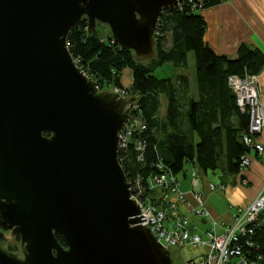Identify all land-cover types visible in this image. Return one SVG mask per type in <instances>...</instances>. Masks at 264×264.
I'll use <instances>...</instances> for the list:
<instances>
[{"label":"water","instance_id":"1","mask_svg":"<svg viewBox=\"0 0 264 264\" xmlns=\"http://www.w3.org/2000/svg\"><path fill=\"white\" fill-rule=\"evenodd\" d=\"M183 1L0 0V264H174L119 163L136 99L100 90L68 36L86 19L89 35L105 26L148 61L161 13ZM12 238L21 255L6 249Z\"/></svg>","mask_w":264,"mask_h":264},{"label":"trees","instance_id":"2","mask_svg":"<svg viewBox=\"0 0 264 264\" xmlns=\"http://www.w3.org/2000/svg\"><path fill=\"white\" fill-rule=\"evenodd\" d=\"M223 1L202 0L201 7L184 3L164 9L156 30V54L144 62L138 61L133 52L121 49L111 36L100 37L97 29L89 35L86 19L79 29L70 32L71 55L90 71L101 90L106 86L123 90L124 73L132 74L130 91L147 125L143 137L147 150L142 164L132 158L124 166L127 179L136 177L139 172L149 173L151 165L159 160L175 175L181 173L186 164L194 162L203 173L221 170L236 174L240 171V159L249 153L242 138L248 133L250 119L238 108L228 80L231 76L259 75L264 69V53L242 44L237 58L229 59L218 56L205 42L207 23L197 11ZM191 53L196 65L197 100L191 97L187 77L160 79L155 75V71L166 64L188 68ZM149 61L151 63H147ZM163 98L167 99L168 106L166 116L161 118ZM194 134L199 137L198 144ZM0 228L7 230L1 217ZM259 233L264 246V230ZM56 237L63 244L61 236Z\"/></svg>","mask_w":264,"mask_h":264},{"label":"built area","instance_id":"3","mask_svg":"<svg viewBox=\"0 0 264 264\" xmlns=\"http://www.w3.org/2000/svg\"><path fill=\"white\" fill-rule=\"evenodd\" d=\"M201 1L198 0L200 4L197 5L194 0H184L179 6L194 3V8L201 7ZM73 59L76 66L93 79L90 71L79 60ZM259 83L258 75L231 76L228 80L238 108L242 113H247L250 119L248 133L242 138L243 143L249 153L254 152L264 166V145L254 140L264 131V105L260 99ZM116 92L121 97L130 98L125 90ZM131 105L127 106L128 121L119 134L118 157L123 170L132 158L142 164L147 150L143 138L147 125L138 103L135 101ZM249 153L241 157L240 170L252 165ZM150 169L149 173H137L136 177L128 179V183L131 199L140 206L139 217L146 218V222L141 224L151 228L159 244L170 251L184 248L204 250L195 259L183 264H264V246L260 243L259 233L264 230V191L249 206L240 209L233 223L222 233L212 227L201 235L195 225L188 223L180 206L182 204L190 214L197 217L210 216L204 195L180 189L176 175L161 160L152 164ZM203 174L196 168L191 174L192 180L199 183ZM208 186L211 192L225 189L221 184L210 183Z\"/></svg>","mask_w":264,"mask_h":264},{"label":"crops","instance_id":"4","mask_svg":"<svg viewBox=\"0 0 264 264\" xmlns=\"http://www.w3.org/2000/svg\"><path fill=\"white\" fill-rule=\"evenodd\" d=\"M197 14L202 15L207 23L205 42L218 56L235 59L242 44L259 48L264 53V0H225L219 5L201 9ZM190 56L191 54L189 58ZM163 67L175 68L173 65ZM176 69H179L177 76L189 79L191 97L197 100L196 70L194 73L189 72V66ZM175 75L168 74L160 79H175ZM258 77L260 99L264 105V69ZM193 136L195 143L198 144L199 137L196 134ZM254 140L264 145V131L254 137ZM249 157L253 160L252 165L236 174L222 171L217 178L208 174L211 172L202 175V180L195 190L204 195L210 216L192 215L181 204V213L185 215L189 224L197 227L199 234L202 235L212 227H215L218 233H222L233 223L240 209L249 206L264 191V166L254 152H250ZM196 168L195 162L188 163L184 170L176 175L183 191L189 192L192 188L191 174ZM210 183L221 184L225 189L211 192L208 186Z\"/></svg>","mask_w":264,"mask_h":264},{"label":"rangeland","instance_id":"5","mask_svg":"<svg viewBox=\"0 0 264 264\" xmlns=\"http://www.w3.org/2000/svg\"><path fill=\"white\" fill-rule=\"evenodd\" d=\"M96 29H97V34L100 37L108 38L109 36H111L110 31L105 26L98 24ZM147 63H151V62L149 61ZM168 65L169 64H166V66H168ZM195 70H196L195 58H194V54L191 53V56L189 58V69H188V71L194 73ZM178 73H179V69L177 70L176 68H166V67L158 68L155 71V75L159 78H162L163 76H168V74H171L172 76H173V74H176L175 77H177ZM124 75H125V77H124L125 83H124V89L123 90H125L127 94L132 95V93L130 91L131 83H132V77H131L132 74H131V72L126 71L124 73ZM105 88L106 89H102V90L106 91L107 89H109L107 91H113V92H116L117 90H119V91L122 90V89H117L113 86H110V88H107V86H106ZM132 97H135V96L132 95ZM167 106H168L167 99L163 98L162 99V109H161V113H160L161 118H164L166 116ZM220 173L222 174L223 172L221 170H217V171H215V173L211 172L208 174L214 178H217V177H219ZM201 180H200V182H201ZM178 182H179V180H178ZM191 183H192V188L190 189V191H196L195 189L198 187L199 183H195L194 180H192ZM181 186H182V184L180 183V189H181ZM3 231L5 232L7 237H10V230L8 228H7V230H3ZM5 247L8 251L13 252V253H19L21 255V245H20V239L19 238L10 239L9 242H7L5 244ZM202 252L203 251L201 249H194V248L171 249L174 264H183V262H185L187 260L195 259Z\"/></svg>","mask_w":264,"mask_h":264},{"label":"flooded vegetation","instance_id":"6","mask_svg":"<svg viewBox=\"0 0 264 264\" xmlns=\"http://www.w3.org/2000/svg\"><path fill=\"white\" fill-rule=\"evenodd\" d=\"M63 246L66 247V244L63 242Z\"/></svg>","mask_w":264,"mask_h":264}]
</instances>
